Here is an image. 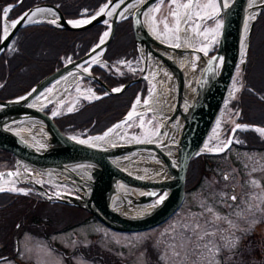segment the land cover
Instances as JSON below:
<instances>
[{
  "label": "water",
  "instance_id": "1",
  "mask_svg": "<svg viewBox=\"0 0 264 264\" xmlns=\"http://www.w3.org/2000/svg\"><path fill=\"white\" fill-rule=\"evenodd\" d=\"M159 2L161 0H108L95 14L86 19L90 21L89 23H82L78 27H74L69 21H79L83 18L66 19L56 5L48 2L35 4L16 19L7 21L11 25L6 30V36L5 28H2L0 55L9 47L17 31L30 24L29 16L40 8L52 10L55 17L53 20L56 21L53 25L62 30H85L94 25L103 24L105 21L108 22V27L86 54L65 63L43 77L26 93L12 99L0 100V150L11 153L15 159L13 168L0 170V181L16 178L19 164L39 172L64 174L71 178L80 190L76 188L73 193L58 190L49 192L33 180L18 182V184L32 186L33 191L47 201L80 208L93 215L107 228L121 233H136L152 229L165 222L179 209L185 195L184 186L188 165L191 159L202 154L206 140L221 115L225 100L229 96L232 78L244 50L242 45L245 41L246 48L248 47L254 22L264 9V0L255 8L250 6V0H217L216 16L221 18V30L216 49L211 55L192 47H175L151 33L147 26L148 13L154 4ZM105 5H107L106 8ZM12 6L10 4L6 7ZM130 7L132 10L125 15L124 12ZM101 8H104L103 13L97 15ZM252 11L254 13L251 16ZM109 12L111 15H108ZM25 13H28V16H24ZM94 16L96 18L92 19ZM21 17L24 18L20 19ZM126 18L131 19L135 47L141 61V71L136 78L123 85L109 88L86 65L93 61L97 54L102 57L114 36L117 23ZM17 20L20 22L12 27V23ZM105 32L108 36L104 37V43L101 44V37ZM185 53L190 54L187 62L193 55L203 60L195 86L188 93L186 92L185 65H180L176 60V55ZM151 61L170 71L174 79L175 103L173 110L166 118L167 124L179 126L173 159L166 154L164 148L161 149L163 144L158 140L101 146L92 144L88 140L74 139L62 133L54 122V117L34 103L49 85L71 75L86 77L96 82L104 89L105 95L121 94L129 86L138 82H145L149 91L150 82L155 80L151 76ZM244 66L243 61L241 68L243 69ZM85 68L88 71H84ZM114 89H120V91H113ZM130 110L100 135L127 120ZM24 122L40 124L46 136L44 145L32 144L18 133L16 126ZM248 127L255 129L254 126ZM162 132L163 122L160 127V133ZM232 133L233 131L229 139ZM148 154L156 156L157 165L165 168L164 176L159 179L137 176L118 163L127 155ZM80 165L88 168L87 175L80 177L76 174ZM132 186L141 188L143 191L132 193L130 191ZM7 192L11 190L4 188L0 191V193Z\"/></svg>",
  "mask_w": 264,
  "mask_h": 264
},
{
  "label": "rangeland",
  "instance_id": "2",
  "mask_svg": "<svg viewBox=\"0 0 264 264\" xmlns=\"http://www.w3.org/2000/svg\"><path fill=\"white\" fill-rule=\"evenodd\" d=\"M188 2L189 0H176V3L173 4L171 0H166L153 6L148 13L147 26L155 36L165 43L175 45L182 40L180 47L206 48V51L211 53L216 46L221 26V19L216 17L218 10L216 0H196L195 5L189 11L192 19L180 28L178 33L180 40L176 39L177 34L175 32H165L164 24L161 21L167 18L169 28L174 29L176 21L170 15V11H177L182 21L187 10L179 7V5ZM1 3H7V1L0 0ZM157 8L159 11H154ZM201 61L203 60L200 57L193 55L190 61L184 63L189 73L188 77L196 73L197 66L202 63ZM105 66L106 64L102 63L101 60L99 68L104 69ZM240 67L241 65L238 66L233 76L229 96L205 144V149L216 152L213 154L216 156L214 160L219 164L218 167L214 168L216 172L210 177H204L200 186L187 192L179 209L167 221L147 231L121 233L103 226L99 221L97 222L92 218L87 219L83 224H78L80 219L85 216L83 211L60 203L42 202L35 208V212L39 214L38 217L41 218V221L47 220V218L51 219L49 223L51 227L32 224L29 221V214L25 217L23 227L20 226L15 230V225L13 226L14 223H12L13 235L19 236L22 232L19 249L20 252L22 249L28 252V264H65L66 259L72 260L67 264H110L107 258L109 256L111 257L110 261L119 259L124 261L123 264H264L262 261L264 258L259 256L256 246H253L256 241L258 243L259 238L254 242L247 240L248 244L243 254L238 256L233 252V250L238 249L241 239L246 231H250L251 227L262 235L264 233V225L262 224L264 223V150H244L238 147L240 138L237 132L248 130L246 126L236 130L230 139L232 142L228 143V135L236 125L238 117L236 112L229 107V103L241 89ZM151 69V72L154 73V68ZM171 79L173 80V76L170 71L160 73L157 79L150 82L149 91L146 92L144 98L142 95V97L138 95L134 100V104L139 100V103L144 107L152 105L157 115L151 111H146L144 114H138L125 120L122 122L123 129L119 137L108 144L112 142L152 141L156 138L160 133L162 121L165 120H163L164 115L173 104L172 99L174 97L172 89L169 87ZM57 82L49 85L45 92L37 98V101H42ZM95 97L93 85L79 78L78 80L74 79V82L66 89L58 102H49L44 107L46 109L54 108L52 112L60 108V113H68L71 112L68 111L69 108L73 111L83 101H91ZM145 100L148 101L147 104L144 103ZM132 107L133 105H131V109ZM26 128L30 127L26 126ZM41 130L43 131L42 128ZM17 131L24 137L23 131ZM257 135L264 139V132L257 130ZM225 144L227 147H224ZM220 148L223 150L220 151ZM140 159L138 161H141ZM135 163V166H141L139 170L134 169L141 175L142 172L147 175V171H150L146 168L150 165L149 163L144 165L140 162ZM153 168H150L151 171ZM25 169L23 170L26 173L33 172L34 174L28 179L40 185L62 191H68L67 187H70L67 184L63 185L48 180L38 171L27 167ZM224 173L228 179H224ZM158 176L157 173L156 176L150 177L149 172L148 177L156 178ZM231 185L235 187L233 192L237 197V203L229 197ZM19 187L18 184H15L6 188H10L14 193L30 194V191L25 188H23L24 190L19 189ZM238 200L240 203L242 202L241 206L238 205ZM17 201L15 206H22L20 204L22 199L18 198ZM208 209L212 211L209 212ZM237 213L240 215L238 216ZM216 216L222 219L217 221L215 220ZM229 221L235 227H230ZM254 221L255 224H253ZM197 224L200 225L199 235H203L204 232H216V236H205L203 240H198L197 234L192 231V228ZM44 233L50 239H46ZM221 234L228 240L239 238L237 245L234 248L226 247L225 241L220 238ZM188 238H191V242L188 241ZM182 242L184 247H181ZM58 244L66 246V254L69 257H64L65 252L59 250ZM51 245H55L57 249H53ZM171 245H175V248L170 247ZM252 246L255 248L254 251L251 249ZM78 247L83 249L79 253L76 250ZM85 247L92 248L90 256L86 253L87 250H84ZM217 247L220 249L219 253L216 252ZM104 252L107 253V256L102 260L101 257L104 256ZM175 253L179 254L176 255Z\"/></svg>",
  "mask_w": 264,
  "mask_h": 264
},
{
  "label": "trees",
  "instance_id": "3",
  "mask_svg": "<svg viewBox=\"0 0 264 264\" xmlns=\"http://www.w3.org/2000/svg\"><path fill=\"white\" fill-rule=\"evenodd\" d=\"M0 4V38L2 31L1 14L5 4L17 3L18 0H6ZM107 0H22L12 7L6 18L13 20L31 6L48 2L56 5L66 19H77L94 14ZM5 2V1H3ZM85 11V12H83ZM107 28L106 24H97L80 31H67L55 27L52 23L43 22L22 27L14 36L10 47L0 55V100H8L24 94L43 77L63 65V60L77 59L87 53L98 41L100 34ZM103 59L108 63L137 59V51L131 19L127 18L117 23L114 36L103 53ZM92 73L98 76L109 88L118 87L135 76L124 73L112 76L98 67L92 68ZM241 89L229 103V107L237 114V122L264 128V9L256 18L251 30L248 49L245 56V66L241 70ZM96 93H104V89L93 81ZM142 82L129 86L118 95H106L92 102L83 103L73 112L61 114L54 119L56 125L64 134H75L87 130V134L102 133L113 123L121 119L132 105L139 92L145 93ZM48 111V110H47ZM240 149L264 150V139L253 131L237 132ZM216 156L202 154L193 158L188 166L185 179V192H190L200 186L204 177H210L218 167ZM14 157L7 151L0 150V170L14 165ZM220 178V175H219ZM220 181V180H219ZM27 209L29 221L32 224L50 226L51 219L41 221L36 214L43 201L32 200L28 196H15L0 193V207H13L17 200ZM80 210L78 208H73ZM83 211V210H81ZM84 214L87 213L83 211ZM89 217L96 220L92 215ZM41 216V215H40ZM25 218L17 217L16 221L24 222ZM51 227V226H50ZM20 228V226L18 227ZM107 253L104 252V257ZM110 264H122V261L109 260ZM153 264V263H152Z\"/></svg>",
  "mask_w": 264,
  "mask_h": 264
},
{
  "label": "bare ground",
  "instance_id": "4",
  "mask_svg": "<svg viewBox=\"0 0 264 264\" xmlns=\"http://www.w3.org/2000/svg\"><path fill=\"white\" fill-rule=\"evenodd\" d=\"M262 0H250V6L252 8H255ZM43 11L37 12L35 16L30 15L28 18V22H38V21H45V20H53L55 17L52 13V10L47 9V8H40ZM132 10V7H130L128 10H126L124 12L125 15H127L130 11ZM189 11V9L187 10ZM36 12V10L34 11ZM254 11H252L251 16L253 15ZM86 19H80L79 21H84ZM147 24H148V20H147ZM185 23H183V19L180 23V26H183ZM11 23L8 24L6 22H4V28L5 31L10 27ZM181 42H178L181 45ZM242 48L245 49L246 48V43L244 41ZM204 52V51H202ZM205 53V52H204ZM190 54L185 53L183 55H176V60L178 61V63L184 64L187 61V58ZM101 62V55L97 54L95 56V58L93 59L92 63H100ZM202 63L197 66V71L196 73L190 77H188L189 73L187 72V70L185 71V77H186V92H190L196 83V80L198 78L199 72L203 66V61H201ZM154 61H151L150 67L154 68V73L151 72V76L154 77L155 79L158 78V76H160V73L162 72H169L167 71L166 68L160 66L158 63H156ZM76 75H71L70 77H66L64 79H61L60 81L57 82V84L51 89V91L48 93V95L42 99V101H37L35 100V105H37L38 107L44 108V106L49 103V102H58V100L60 99V97L64 94V92L66 91V89L69 88V86L74 82ZM170 88L172 89V94H173V99H172V107L165 113V117L163 118L164 121L163 122V132L159 133L156 138L154 140H158L161 141V143L163 144V146L161 147V149L165 148L164 150L166 151V154L170 157V158H174L175 157V145H176V141H177V135H178V128L179 126H175V125H170L166 123V118L170 115L171 111L173 110L174 107V103H175V85H174V79L170 81L169 84ZM166 93V92H165ZM151 99V98H150ZM149 99V100H150ZM135 108L132 107L131 111L133 113L132 117L138 115V114H144L146 111H152L154 114H156L155 109L152 105L144 107L143 105H141L140 103H135ZM129 112V113H130ZM157 115V114H156ZM162 119V117H161ZM123 123L118 124L119 127L114 126L111 128V131H107L108 135L105 136V134L100 135V136H96L93 138L89 139V142L95 145H109L108 143L112 140H115L119 137V134L121 133L123 126ZM26 126L30 127V128H26ZM25 127V129H24ZM17 130L23 131L24 137H26V139H28L29 142H31L32 144L35 145H44L45 144V140H46V136L44 131L41 130L40 124H38L37 122H26V123H22L18 126H16ZM99 137H103L102 139H98ZM132 139V138H130ZM203 152H211L208 149H203ZM141 158V159H140ZM138 159H140L141 161H138ZM137 160V161H136ZM134 162H140L143 163L142 165H144L145 163H149V166H146V168L150 171H147V175L145 174V172L139 173L138 171H135L136 169L139 170V167L135 166L136 163L134 164ZM118 163L120 164L121 167H123L124 169L130 171L131 173L143 177V178H150L153 177V175H157V173L159 174L158 177H154L152 179H159L160 177L164 176L165 174V168L164 167H160L157 165L158 163V158L156 156L153 155H141V156H135V155H127L122 157ZM151 167H154L152 171H151ZM135 169V170H134ZM22 166L19 164L18 165V173H17V177L14 179H7L4 181H0V188H6L8 186H14L15 184H17L18 182H23V181H28L29 177H32L34 174L32 173H26L24 170L22 171ZM78 172H76V174L80 177L85 176L88 174V168H84L82 165H80L78 167ZM149 172H150V177L149 176ZM137 173V174H136ZM140 174V175H138ZM41 175H43L45 178H47L48 180H51L53 182H61V181H65L68 182L70 185L73 186V188H78L80 190V188L75 185V183L73 182V180L71 178H69L68 176L61 174V173H56V172H41ZM130 191H132V193H139L142 192L143 189L141 188H137V187H130Z\"/></svg>",
  "mask_w": 264,
  "mask_h": 264
},
{
  "label": "flooded vegetation",
  "instance_id": "5",
  "mask_svg": "<svg viewBox=\"0 0 264 264\" xmlns=\"http://www.w3.org/2000/svg\"><path fill=\"white\" fill-rule=\"evenodd\" d=\"M239 146V145H238ZM263 151V150H262ZM226 152V151H224ZM223 153V152H222ZM247 155V154H245ZM232 185L230 186V188ZM50 190V188H48ZM231 193V191H230ZM31 196L36 195L33 191H31ZM37 196V195H36ZM38 197V196H37ZM237 198V197H236ZM33 201L37 200L35 198H31ZM38 200L45 201L41 198L38 197ZM239 203L238 205L241 206L242 202L240 203V200H238ZM236 202L237 201H233ZM0 264H28L29 262V257H28V252L26 250H23L20 252V247H19V240H20V235H13V228H12V223L17 217H23L25 218L24 215L27 214V209L23 206L17 205L13 207H0ZM90 215V214H89ZM90 217L85 213V216L82 217L79 221V223H85L87 219ZM89 221V220H88ZM264 225V223H262ZM15 225V230L18 229L19 226H24L25 222L22 221H16L13 226ZM81 225V224H80ZM22 231V230H21ZM259 238V240H258ZM247 240H250V242H254L255 240H258L254 243L253 246H256V251L259 254L260 257L264 258V233L263 235L261 233H258L257 231H254L253 227L250 228V231H246L245 235L240 241V244L238 246V249L233 250L235 255L243 254L245 247L247 246L248 242ZM60 247V251L62 249L66 250V246L58 244ZM64 246V247H63ZM251 247L252 251L255 250L254 247ZM76 248V247H75ZM90 247H85L84 250H89ZM54 249H57L56 247ZM77 252H81L83 249L82 247H78ZM75 250V251H76ZM82 255V254H80ZM64 257H68V255H64ZM72 260L66 259L65 264L67 262H71ZM264 261V260H262Z\"/></svg>",
  "mask_w": 264,
  "mask_h": 264
},
{
  "label": "snow or ice",
  "instance_id": "6",
  "mask_svg": "<svg viewBox=\"0 0 264 264\" xmlns=\"http://www.w3.org/2000/svg\"><path fill=\"white\" fill-rule=\"evenodd\" d=\"M161 2H163V0H161ZM171 2H172L173 4H175V3H176V0H171ZM193 5H194V0H189L188 3H184V4H182V5H179V7H183L184 9L188 10V9L192 8ZM212 6L214 7L215 5H212ZM104 7L106 8L107 5H105ZM9 10H10L9 8H5V9L3 10V13H4V16H5V17L7 16ZM40 11H43V10H42V9H37L36 12H33L31 15H32V16H35L36 13H37V12H40ZM103 11H104V8H101L100 12L97 13V15H100L101 13H103ZM154 11H159V9H158V8H157V9H154ZM108 15H111V12H109ZM170 15H171L173 18H175V21H176V25H175V28H174V29H170V28H169V25H168V23H167V18H165L164 20H162L161 23L164 24L165 32H168V31H173V32H175V33L177 34V35H176V39H177V40H180V36L178 35V33H179V31H180V23H181L180 14H179L177 11H175V10H171V11H170ZM24 16H28V13H25ZM23 18H24V17H21L20 19H23ZM95 18H96L95 16L92 17V19H95ZM191 19H192V15H191V13H190L189 11H186L185 14H184L183 23L187 24ZM19 22H20L19 20L14 21V22L12 23V27H15L16 24L19 23ZM50 22H51V23H56L55 20H52V21H50ZM89 22H90V21H88V20H84V21H69V23L72 24L74 27H78V26H80L82 23H83V24H86V23H89ZM105 23H107V21H105ZM218 26H219V25H218ZM154 31H155V29H154ZM6 35H7V33H6V31H5V36H6ZM107 36H108V33L105 32V33H104V36L101 37V41H100L101 44L104 43V37H107ZM2 39H3V38H0V40H2ZM174 46H175V47H180L181 45H180L179 43H177V44H175ZM97 47H99V45H97ZM200 50H201V51H204L205 54H207L206 48H205V49H200ZM93 51H95V49H93ZM241 62L243 63V61H241ZM84 71H88V69L85 68ZM89 91H90V90H89ZM113 91H117V92H118V91H120V89H114ZM96 98L98 99L99 97H96ZM137 103H139V100L137 101ZM144 103L147 104L148 101L145 100ZM133 108H135V105H133ZM68 111H72V109L69 108ZM56 114H57V113L53 112V115H56ZM132 115H133V113L130 112V113L128 114V117H127L126 119H131ZM117 127H119V125H117ZM241 127H242L241 125L237 124L236 127H235L232 131L235 132L237 129H240ZM109 131H111V129H110ZM259 131L264 132V129H259ZM106 135H108V133H105V136H106ZM102 138H103V137H99L98 139H102ZM231 142H232L231 140L228 141V143H231ZM80 143H85V141H80ZM224 147H227V144H225ZM219 150L222 151L223 148H220ZM224 178H225V179H228L227 176H225ZM253 183H255V181H253ZM13 190H15V189H13ZM0 191H3V189H0ZM161 199H163V197H161ZM230 199L233 200V201H235L237 198H236L235 196H232ZM257 207L259 208V205H258ZM208 211L211 212L212 210H211V209H208ZM249 211H251V208H249ZM237 215L239 216L240 213H237ZM221 219H222V218L219 217V216H216V217H215V220H217V221H218V220H221ZM209 223H211V222H209ZM255 223H256V222L254 221L253 224H255ZM229 225H230V227H235L234 225L231 224L230 221H229ZM199 230H200V225H199V224H197L194 228H192V231H193L194 233L197 234V239H198V240H203V239L205 238V236H216V232H204L203 235H199V234H198V233H199ZM185 231H187V228H185ZM220 238H221L222 240L225 241V246H226V247H231V248H234V247L237 245L238 240H239V238H234V239H232V240H228V239H226L222 234H221V237H220ZM188 241L191 242V238H188ZM210 243H211V241H210ZM170 247L175 248V245H171ZM181 247H184V243H183V242L181 243ZM205 247H207V245H205ZM209 251H211V249H209ZM219 251H220V249H219V247H217L216 252L219 253ZM175 254L178 255L179 253H175Z\"/></svg>",
  "mask_w": 264,
  "mask_h": 264
}]
</instances>
